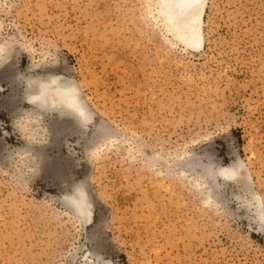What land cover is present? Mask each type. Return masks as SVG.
<instances>
[{"label": "rangeland", "instance_id": "1", "mask_svg": "<svg viewBox=\"0 0 264 264\" xmlns=\"http://www.w3.org/2000/svg\"><path fill=\"white\" fill-rule=\"evenodd\" d=\"M173 3L0 0V264H264V0H208L199 49ZM52 77L85 124L29 100Z\"/></svg>", "mask_w": 264, "mask_h": 264}, {"label": "bare ground", "instance_id": "2", "mask_svg": "<svg viewBox=\"0 0 264 264\" xmlns=\"http://www.w3.org/2000/svg\"><path fill=\"white\" fill-rule=\"evenodd\" d=\"M208 0H175L168 9V19L175 18L172 31L192 49L204 46L203 16L207 8ZM32 86V85H30ZM30 101L37 104L42 111L57 112L62 117H70L79 120V125L88 120L87 110L78 88L69 81L52 77L46 82L40 83L35 93H31ZM208 180L214 185L217 179L242 180L246 187L248 181L241 171V164L220 169L217 174L205 167ZM248 191V189L246 190ZM255 199V198H253ZM64 202L71 207L83 220L89 221L91 216L90 201L86 190L82 186L74 188V191L65 196ZM258 216L264 219L261 204L258 202ZM85 221V223H86ZM91 221V220H90Z\"/></svg>", "mask_w": 264, "mask_h": 264}]
</instances>
